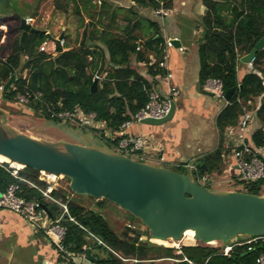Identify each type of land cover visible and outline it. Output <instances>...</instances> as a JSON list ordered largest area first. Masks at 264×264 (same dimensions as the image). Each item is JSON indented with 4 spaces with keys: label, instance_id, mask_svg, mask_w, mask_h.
Returning a JSON list of instances; mask_svg holds the SVG:
<instances>
[{
    "label": "trees",
    "instance_id": "1",
    "mask_svg": "<svg viewBox=\"0 0 264 264\" xmlns=\"http://www.w3.org/2000/svg\"><path fill=\"white\" fill-rule=\"evenodd\" d=\"M69 1L77 16L81 10L90 15L86 9L97 5L96 0H66L65 4L54 2V7L65 13ZM131 1L137 7L151 11L169 10L173 4V0ZM203 3L206 11L196 24L199 31L196 41L199 85L202 87L206 81L212 80L221 84L223 95L227 90H233L226 106L215 119L220 140L225 130L236 127L239 118L246 111H251V105L261 97L260 106L255 112L260 128L251 136L254 148L258 149L264 145V46L257 50L251 64L252 70L240 80L236 67L240 58L264 37V0H203ZM7 6L10 8L9 2L0 12V24L6 21H15L16 24L7 25L6 32L0 28V41L3 37L7 39V34H14L11 42L6 40L0 43V86L4 87L13 77L8 89L1 92L3 98L16 102L17 97L22 96L26 99L24 105L28 111L54 124L60 122L50 118L51 112L80 110L84 114L92 113L113 138L107 139L105 130H102L97 139L114 150L122 137L121 126L133 121L136 113L145 107L149 93L154 91L155 77L166 74L165 70L158 68L165 53L159 26L139 16L133 8L123 10L108 0H100L97 12L90 15L89 21L96 17L100 24L106 17L109 24H101V30H98L96 24L90 22L91 30L83 33L77 47L66 49L56 45V54L51 56L38 50L47 40L45 34L19 29L20 20L32 18L35 12L22 15L12 10V6L11 10H6ZM117 20L125 24L118 26ZM150 57L154 60L151 65ZM132 61L146 67L150 80L132 67ZM95 76L99 80L92 89ZM251 158L252 155L247 157ZM222 171L219 147L195 160L191 173L197 181L204 179L203 184L210 189V177L220 175ZM10 172L7 163H0V192L10 185H17L20 197L38 201L52 219L59 218L61 211L40 193L47 186L39 180L40 172L29 167L21 168L17 175L23 181L13 178ZM234 179L235 184L243 188L239 192L260 196L264 180L244 181L239 176H234ZM207 181H210L208 185ZM68 192L67 187L66 190L54 188L50 193L51 197L66 204L74 220L70 222L64 217L61 221L66 228L63 245L74 256L84 255L86 248L99 246L93 254V264H254L255 258L264 249V242L252 244L251 250L247 249V245L233 246L228 256H223L222 246L197 244L182 246L181 253L177 254L172 248L138 242V231L134 232L133 238L122 239L100 212L102 206L109 202L98 200L96 208L92 209L70 201ZM94 237L102 244H98ZM59 257L72 264L71 259L63 255Z\"/></svg>",
    "mask_w": 264,
    "mask_h": 264
},
{
    "label": "water",
    "instance_id": "2",
    "mask_svg": "<svg viewBox=\"0 0 264 264\" xmlns=\"http://www.w3.org/2000/svg\"><path fill=\"white\" fill-rule=\"evenodd\" d=\"M19 29L45 34L20 20ZM180 47L178 40H171ZM264 46V37L248 54L240 58L250 64L257 50ZM13 77L3 87L5 92ZM95 78L91 88H95ZM203 95L214 96L206 90ZM233 90H227V102ZM175 111L171 102L168 114L161 119L145 118L140 123L162 126ZM136 155L140 151L135 152ZM0 157L10 168L12 164L29 167L40 173L61 176L68 181L70 192L95 200H105L129 214L146 228L149 238L180 241L186 231L194 232L197 244H228L234 239L244 241L264 237V196L239 191H212L188 174L149 165L115 152L94 140L77 144L48 142L11 129L0 121ZM210 181H207L206 185ZM46 210V208L44 207ZM49 217L51 215L46 210ZM86 248L82 258L73 257V264H93Z\"/></svg>",
    "mask_w": 264,
    "mask_h": 264
},
{
    "label": "crops",
    "instance_id": "3",
    "mask_svg": "<svg viewBox=\"0 0 264 264\" xmlns=\"http://www.w3.org/2000/svg\"><path fill=\"white\" fill-rule=\"evenodd\" d=\"M109 2L123 10L133 8V11L139 16L148 18L159 26L164 43L168 40L177 39L183 48V52H179L174 47L165 50V64L167 72L172 76L171 80L165 79V75L157 76L154 79V91L158 95H166L171 86L178 91L173 98L175 111L172 119L162 126H149L131 121L121 132L151 137L152 144L160 149L158 153L151 154L152 156L160 162L166 160L172 164H181L185 167L193 165L195 160L214 152L220 147L222 172L229 175L238 174L236 162L231 156V152L242 143L252 146L251 136L260 128L255 112L260 106L261 97L251 105L253 108L251 111H246L253 114L246 128L242 129L238 125L228 128L220 140L215 127V119L227 102L217 96L203 95L201 91L205 90V85L200 87L198 80L199 62L196 41L199 31L196 29V24L206 11L203 0H173L171 9L162 10L166 15L156 14V11L137 7L131 0H109ZM117 23L118 26H120V23H122L121 26L125 24L121 20H117ZM191 47H194L195 54L189 57L186 53ZM236 72L237 78L240 80L244 74L249 72L248 64L240 62L236 67ZM141 75L150 80L146 72L141 73ZM190 118L191 120L187 122ZM64 126L65 131L76 137L78 143L89 140L100 143L99 139L89 131L74 128L68 124H64ZM190 126H206L210 132V137L205 141L190 140L191 142L186 144V149L190 151L187 154L181 149L184 134L182 132L187 131ZM28 136L41 139L36 135ZM257 157L264 162V150H258ZM133 234L130 231L122 232L119 237L131 239L134 237ZM163 242L164 244L161 242L162 245H172L171 241ZM94 252L95 250L91 252L92 256ZM0 264L69 263L59 257L42 233L34 232L20 216L0 210Z\"/></svg>",
    "mask_w": 264,
    "mask_h": 264
},
{
    "label": "rangeland",
    "instance_id": "4",
    "mask_svg": "<svg viewBox=\"0 0 264 264\" xmlns=\"http://www.w3.org/2000/svg\"><path fill=\"white\" fill-rule=\"evenodd\" d=\"M58 2L59 4L63 3L65 4L66 0H1L0 1V12L3 11L4 6H6V3L9 2V4L12 6V10L19 12L20 14H30L32 12H35V16H33L30 21V25L37 29L44 31L45 33L49 34L50 37L53 39L52 42H55L58 38L62 37L64 39V43L62 48L71 49L77 47L81 43V39L84 32H89L91 28L89 27L90 22L96 24V29L101 30V24L102 26H107L109 24V19L104 17L102 22L99 24L97 19L94 18L92 21H89L90 15H94L97 12V7L99 5L100 0H96L97 5L95 7H88L86 10L90 11L89 14H86L85 11H80V15L77 16L74 13V8L72 5V2L69 1L67 12L63 13L55 9L54 2ZM109 1V0H108ZM4 5V6H3ZM7 6L5 9L11 10ZM36 7V8H35ZM25 19V18H24ZM16 23L15 21H6L2 22L0 25V28L6 32L8 26H14ZM122 23L119 25L121 26ZM8 25V26H7ZM88 34V33H87ZM1 39L0 43L6 42V40L9 42L12 41L14 34H7ZM50 48L53 47V45H49ZM56 45L54 46V48ZM188 47H190L188 45ZM188 49V48H187ZM52 56H55V52L52 53ZM189 57L194 56L195 49L194 47H191L188 49L186 53ZM132 67L139 72L140 74L143 72H146V67L143 64H137L134 61H132ZM249 71L252 70V66H248ZM0 91V121H4L11 129H13L16 132L27 134V135H36L40 137L41 139L48 141V142H67V143H78V140L76 137L71 136L65 131L64 124H54L52 122H49L43 118H40L38 116H35L32 114V112L28 111L25 105H20L13 102H8L3 96L1 95ZM190 119L187 120L189 122ZM71 126V125H70ZM74 128H78L75 126H72ZM80 129V128H79ZM91 133V132H90ZM184 133V134H183ZM191 133V134H190ZM183 138H182V144L181 149L183 152L189 154L190 151L186 149V144L188 142H191L190 140L196 139L197 141H205L207 138L210 137V132L207 129V127H191L187 129V131L182 132ZM149 137V136H147ZM152 139L151 137H149ZM98 145H101L100 143H97ZM116 150V148H114ZM181 150V151H182ZM152 153H146L143 157H136L131 156L132 158L139 160L143 163L162 167L164 169L177 172V173H189L188 166H184L181 164H172L170 162H167L166 160L164 162H160L156 159V157L152 156ZM190 166V165H189ZM234 175L224 174L223 172L220 175H212L210 177L211 180V188L212 191H243V188L241 186H238L235 184ZM238 176V175H237ZM39 180L46 183V185L53 186L54 188H64L65 190L68 187V181L61 177L56 176L55 178H50L48 174L43 175L39 174ZM200 184H202L201 180H198ZM260 196H264V185L260 187ZM68 199L72 202L82 204L85 207H91L92 209L96 208L97 201L95 199H89L84 196H76L70 192L67 193ZM59 210L61 211V207L55 204ZM101 214L106 218L107 222L110 224V226L120 235L122 232H129L126 228L127 224H131L134 226L136 231L140 235L146 236V238H149L146 228L139 222V220L134 219L129 214L121 211L117 206L111 204V203H105L104 206L100 209ZM62 211L59 215L61 216ZM64 216L61 217L63 219ZM150 239V238H149ZM150 244L158 245V246H164L167 248H171L172 246L168 244V246L162 245L161 242L164 244L163 241L160 242V240H156L154 242L153 239ZM183 240L184 243L181 242ZM180 240V246H192L196 245L195 241H191L188 239H185L184 236ZM158 241V242H157ZM171 241V240H167ZM150 242V241H148ZM173 242V241H171ZM175 243H178L176 241ZM166 244V243H165ZM171 247H170V246ZM205 245V244H203ZM224 244H221L219 242H215L213 244L207 245L211 247H221ZM101 256L102 253H99Z\"/></svg>",
    "mask_w": 264,
    "mask_h": 264
},
{
    "label": "built area",
    "instance_id": "5",
    "mask_svg": "<svg viewBox=\"0 0 264 264\" xmlns=\"http://www.w3.org/2000/svg\"><path fill=\"white\" fill-rule=\"evenodd\" d=\"M156 14L160 15H166L163 13L162 10L156 11ZM31 19L25 18L26 24H30ZM177 40V39H174ZM64 39L62 37L55 40V42H52V40H46L44 43L40 45L38 48L39 52L46 53L48 55H53L52 53H56L54 48L55 45H59L60 47L63 46ZM49 45H53L52 48H50ZM173 48V44L171 40L166 41L165 43V50ZM179 52H183V48L180 46L177 48ZM151 58V57H150ZM253 59L251 60V63L248 64L249 67H251ZM154 63V60L151 58L150 65ZM158 68L163 69L166 71L165 79L171 80V74L167 72L166 64H165V53L163 59L158 63ZM97 80H99V77L95 76ZM204 89L208 92H211L214 94V96H217L218 98L223 99V92L221 88V84L218 81H212L208 80L204 84ZM0 91H3V87L0 86ZM178 91L175 87L171 86L167 92L166 95L160 96L155 91H152L148 95V102L145 105V107L140 110L136 115L134 116L133 121L134 122H141V120L145 118H152V119H161L165 117L169 110H170V104L173 102V98L177 95ZM16 103L20 105H24L26 103V99L22 96H18L16 99ZM253 114L250 112H245L240 118L238 122V126L242 129L246 128L250 120L252 119ZM50 118L52 120H58L62 124H68L71 126L78 127L80 129H84L86 131L91 132L93 135L99 137V134H101L102 130H105V125L101 122H97L95 120L94 114H84L80 110H75L73 112H60V113H50ZM128 126V122L124 123L120 131L125 129ZM122 137L119 139V141L116 144V150L115 152H118L119 154L132 158L131 156L136 157H143L146 153H152V152H159L158 146L153 145L152 139H150L147 136L143 135H130V134H124L121 132ZM105 137L109 140H113L112 134L110 131L105 130ZM258 150H264V145L258 149H255L253 144L252 146H249L247 144H240L236 149H233L231 152V156L236 162V168L238 171V176L241 180L244 181H259L264 180V162H262L256 155ZM140 151L139 155H136L135 152ZM252 155L251 159H247L248 156ZM134 159V158H133ZM139 161V160H138ZM188 169L191 171L193 169V165L188 166ZM17 169L11 168L10 175L18 179L20 181H23L21 178L17 175ZM43 175H46L44 173H41ZM236 175V176H237ZM48 176H50L48 174ZM54 178L56 176H53ZM40 179V178H39ZM205 180L202 179V184ZM33 187V185H31ZM54 189L53 186L47 185L44 190H40L41 195L43 198L51 203L57 204L61 207L62 214L57 219H52V217H49L46 210L44 209V206L39 203L36 200H25L22 197L18 195L19 193V187L17 185H10L7 187L3 192H0V210L8 211L11 213H14L18 216H20L33 230L34 232L42 233L43 236L46 238L49 245L54 249V251L58 255H63L68 259H72L73 257H79L82 258L83 255H77L74 256L72 253L67 251L65 246L63 245V238L66 232V228L61 224V217H67V219L70 222H74L73 218L70 217L68 213V208L66 204L61 203L60 201L54 199L50 196L51 191ZM126 228L130 232H136V229L131 224H127ZM92 238L93 236L90 235ZM151 239V238H150ZM149 238H146V236L139 235L137 238L138 242H152ZM94 240L98 244H102L101 241L94 237ZM173 241V240H171ZM174 243L176 241H173ZM257 242H264V237H258V238H250L244 241H237L233 240L228 244H224L222 246V252L221 254L223 256H228L229 252L231 251L233 246H241V245H247L248 250H251V245ZM181 242L178 241V243H175V245H171L170 247L175 250L177 254H180ZM186 261V259H184ZM254 264H264V249L257 255V257L254 260Z\"/></svg>",
    "mask_w": 264,
    "mask_h": 264
},
{
    "label": "bare ground",
    "instance_id": "6",
    "mask_svg": "<svg viewBox=\"0 0 264 264\" xmlns=\"http://www.w3.org/2000/svg\"><path fill=\"white\" fill-rule=\"evenodd\" d=\"M4 162H6V160H5L4 158L0 157V163H4ZM11 166H12L14 169H17V170H20V169L22 168L20 165H17V164H12ZM49 177H50V178H54L53 175H50ZM183 236H184L185 239H188V240L194 241L193 237L195 236V234H194L193 231L188 230V231H186V232L184 233ZM181 242L184 243L183 240H181ZM171 244H172V245H175L174 242H171ZM211 244H213V243H211Z\"/></svg>",
    "mask_w": 264,
    "mask_h": 264
}]
</instances>
